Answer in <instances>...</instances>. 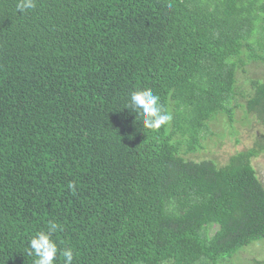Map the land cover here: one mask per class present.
<instances>
[{"label":"trees","instance_id":"16d2710c","mask_svg":"<svg viewBox=\"0 0 264 264\" xmlns=\"http://www.w3.org/2000/svg\"><path fill=\"white\" fill-rule=\"evenodd\" d=\"M17 3L0 0V264H33L49 221L72 264H237L264 239V72L246 67L264 68V0ZM142 88L159 129L127 107ZM238 107L252 146L188 156Z\"/></svg>","mask_w":264,"mask_h":264},{"label":"rangeland","instance_id":"374dc122","mask_svg":"<svg viewBox=\"0 0 264 264\" xmlns=\"http://www.w3.org/2000/svg\"><path fill=\"white\" fill-rule=\"evenodd\" d=\"M246 67L247 74L250 76L261 77L264 72V68L255 63ZM243 76L241 71L237 74L238 84L240 85L244 83L245 77ZM247 119L242 117L240 107L235 110L231 123L228 122L225 115H221L220 120L215 121V125L211 126L213 127V134L203 139L204 145H201L197 152L194 154L190 153L188 156L198 161L212 159L219 165L225 164L230 155L252 146L256 135L260 132V126L250 121V117ZM251 164L256 170L258 178L264 184V154L253 157ZM237 254L235 259L232 258V261L235 260L237 264H249L254 259L264 258V239L251 242L242 247Z\"/></svg>","mask_w":264,"mask_h":264},{"label":"clouds","instance_id":"9594fccd","mask_svg":"<svg viewBox=\"0 0 264 264\" xmlns=\"http://www.w3.org/2000/svg\"><path fill=\"white\" fill-rule=\"evenodd\" d=\"M16 7L19 12H26L36 7V0H18ZM127 107L139 113L146 129H159L170 119V115L160 104L158 95L154 94L150 88L132 91ZM70 187L74 185L70 184ZM60 227L59 224L49 221L46 230L38 231L30 238L27 255L35 257L33 264H55L58 253L63 256L64 264H72L73 249L71 247L59 249L57 242L52 238Z\"/></svg>","mask_w":264,"mask_h":264}]
</instances>
